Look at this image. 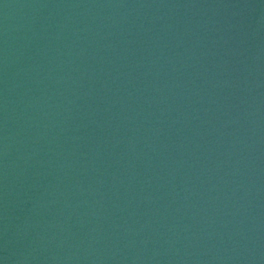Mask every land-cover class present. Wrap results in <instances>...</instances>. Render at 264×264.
Masks as SVG:
<instances>
[{
    "label": "water",
    "instance_id": "1",
    "mask_svg": "<svg viewBox=\"0 0 264 264\" xmlns=\"http://www.w3.org/2000/svg\"><path fill=\"white\" fill-rule=\"evenodd\" d=\"M0 264H264V0H0Z\"/></svg>",
    "mask_w": 264,
    "mask_h": 264
}]
</instances>
